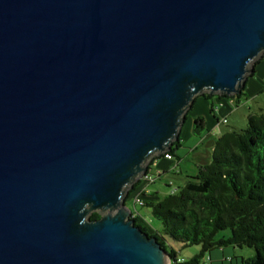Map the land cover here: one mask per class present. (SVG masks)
Wrapping results in <instances>:
<instances>
[{
  "label": "water",
  "instance_id": "1",
  "mask_svg": "<svg viewBox=\"0 0 264 264\" xmlns=\"http://www.w3.org/2000/svg\"><path fill=\"white\" fill-rule=\"evenodd\" d=\"M263 56L264 0H0V264H177L128 197Z\"/></svg>",
  "mask_w": 264,
  "mask_h": 264
},
{
  "label": "trees",
  "instance_id": "2",
  "mask_svg": "<svg viewBox=\"0 0 264 264\" xmlns=\"http://www.w3.org/2000/svg\"><path fill=\"white\" fill-rule=\"evenodd\" d=\"M201 97L208 101L218 97L233 99L239 104L247 94L245 87L235 98L208 94ZM248 120L246 130L231 131L215 140L211 162L200 165L198 174L188 177L187 184L175 194L157 203L145 200V207L161 222V232L151 234L139 216H132L142 231L159 238L166 249L168 239L185 247H201L199 255L183 262H178L174 249H168L177 264H202L207 255L224 248L252 249L253 257L244 259L242 264H264V113L252 114ZM193 132L199 137L207 132L202 117L195 119ZM183 143L181 134L168 154L180 160L177 151ZM162 158L165 156L153 161ZM90 218L99 220L101 216L93 213ZM225 231H230L231 236L219 239Z\"/></svg>",
  "mask_w": 264,
  "mask_h": 264
},
{
  "label": "crops",
  "instance_id": "3",
  "mask_svg": "<svg viewBox=\"0 0 264 264\" xmlns=\"http://www.w3.org/2000/svg\"><path fill=\"white\" fill-rule=\"evenodd\" d=\"M246 94L247 98L241 100L239 104L233 99L218 97L213 101H208L202 97L197 98L192 110L188 114L186 124L182 129V138L187 140L193 137L194 121L196 118L202 117L205 120L207 132L201 137V145L205 147L206 152H199L200 146L195 145V147L191 149L190 154L187 155V159L190 158L191 155L195 156L189 166H184L182 163V157L177 154L180 160L177 158H174L173 160L162 158L160 160L153 161L150 164L149 173L156 176L157 181L169 177H182L183 180L180 183H176L174 180L169 182V187H171L173 184H178L177 188L172 189L178 191L187 184L188 177H195L198 174L200 165L211 162L215 140L227 132L237 131L236 127L232 125V118L237 114L241 104L249 106L250 104L256 103L259 106V114L264 113V107L261 106V102L258 100L260 98L259 96L264 94V58L259 60L255 74L248 78L246 82ZM212 104L215 108L214 113L212 112ZM225 120L227 121L226 124L223 123ZM225 127L229 128L230 131H224ZM156 182L151 185L140 183L127 202L132 201L133 194L135 195L138 193L144 194L147 203L160 202L164 199V197L171 194L172 190L166 194H162L160 191H156V193L152 191L151 187L152 185H155ZM131 210L134 211V208H131ZM138 212L141 224L145 225L151 234L157 232L148 222L147 216L144 215L140 210H138ZM251 256L252 254L246 252L245 249L224 248L216 250L209 254V256H206V258L210 257L211 260L207 262L205 258L204 264H242L244 259H247V257L250 258Z\"/></svg>",
  "mask_w": 264,
  "mask_h": 264
},
{
  "label": "rangeland",
  "instance_id": "4",
  "mask_svg": "<svg viewBox=\"0 0 264 264\" xmlns=\"http://www.w3.org/2000/svg\"><path fill=\"white\" fill-rule=\"evenodd\" d=\"M260 98L258 99L259 102H261V106L264 107V94L259 96ZM258 105L255 104H250L245 105V104H241L240 108L237 111V114L232 118V125H234V127H236L237 131H243L246 130L249 126V120L248 117L252 114H259V110H258ZM224 131H230L229 128H224ZM228 133V132H227ZM184 140V139H183ZM202 139L199 136H195L193 135V137H191L190 139L184 140L183 143V148H181L179 151H177V154L182 157V163L183 165L186 167L190 165L192 159L195 158L194 155H191L190 158L187 159V155L190 154L191 149H193L195 147V145L200 146L199 152H203L205 151V147L203 145H201ZM206 152V151H205ZM174 180V182L176 183H180L182 182V177H169V178H164L163 180H156V184L152 185L151 189L152 191H154L156 193V191H160L162 194H166L169 191H171L173 188H177L178 184H173L170 186L169 182ZM133 199L132 201H128L127 205L129 208H134L133 206ZM138 210H140L144 215L147 216V220L150 223V225L157 231V232H161L162 231V224L160 221H158L157 219H155L151 214L152 211L148 208H142V207H137ZM150 214V215H149ZM231 236V232L230 231H225L223 233H221L219 235V239L221 238H228ZM167 246L168 249H174L177 253L178 259L180 260H191L193 259L195 256L199 255L201 252V247L199 246H192V247H185L184 245L180 244V243H176L173 242L171 240H167ZM232 249V248H230ZM246 252H249L250 254H252L251 257H253L254 255V251L252 249L246 248L245 249ZM209 256V255H207ZM248 258V257H247ZM202 264H204V260H202Z\"/></svg>",
  "mask_w": 264,
  "mask_h": 264
},
{
  "label": "built area",
  "instance_id": "5",
  "mask_svg": "<svg viewBox=\"0 0 264 264\" xmlns=\"http://www.w3.org/2000/svg\"><path fill=\"white\" fill-rule=\"evenodd\" d=\"M223 123L226 124L227 121L225 120V121H223ZM165 158L168 159V160H173L174 159L169 154L165 155ZM156 180H157L156 176H154L153 174L148 172V174H146L142 178L141 182L146 184V185H151V184L155 183ZM176 192L177 191L172 190L171 194L173 195ZM132 199H133V202H134V211L132 210L133 211L132 216L134 218V217L139 216V212H138L137 207H142V208L145 207V196H144L143 193H138V194H135V195L133 194ZM206 260H207V262H209L211 259H210V257H207ZM178 262H183V260H179Z\"/></svg>",
  "mask_w": 264,
  "mask_h": 264
}]
</instances>
